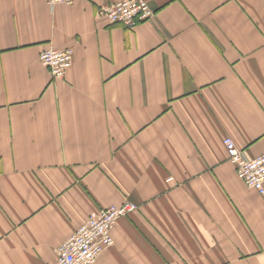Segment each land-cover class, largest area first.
Wrapping results in <instances>:
<instances>
[{"label":"crops","instance_id":"crops-1","mask_svg":"<svg viewBox=\"0 0 264 264\" xmlns=\"http://www.w3.org/2000/svg\"><path fill=\"white\" fill-rule=\"evenodd\" d=\"M0 0V264H51L134 202L98 264H264V194L223 144L264 152V0ZM71 48L62 79L39 59Z\"/></svg>","mask_w":264,"mask_h":264},{"label":"built area","instance_id":"built-area-1","mask_svg":"<svg viewBox=\"0 0 264 264\" xmlns=\"http://www.w3.org/2000/svg\"><path fill=\"white\" fill-rule=\"evenodd\" d=\"M47 1L53 5L71 4L75 0ZM98 14L111 24L121 23L126 27H133L138 22L149 19L153 11L146 0H119L113 4L101 6ZM39 59L48 68L52 78L62 79L65 71L72 64L73 50L48 48L40 53ZM223 144L228 160L234 165L238 178L247 187L264 194V152L255 157H248L228 136L224 137ZM137 208L138 206L131 201L101 208L95 215L85 219L57 247L55 261L51 264H98L99 254L113 244L111 230L116 221Z\"/></svg>","mask_w":264,"mask_h":264}]
</instances>
